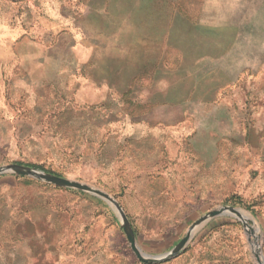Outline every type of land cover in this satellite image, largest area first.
<instances>
[{"label":"rangeland","instance_id":"1","mask_svg":"<svg viewBox=\"0 0 264 264\" xmlns=\"http://www.w3.org/2000/svg\"><path fill=\"white\" fill-rule=\"evenodd\" d=\"M8 164L106 193L148 256L239 215L148 263L104 198L3 172L0 264H259L264 0H0Z\"/></svg>","mask_w":264,"mask_h":264},{"label":"water","instance_id":"2","mask_svg":"<svg viewBox=\"0 0 264 264\" xmlns=\"http://www.w3.org/2000/svg\"><path fill=\"white\" fill-rule=\"evenodd\" d=\"M3 172L31 176V177L43 180L45 182H48V183H51L57 186L76 188V189L87 191L94 195L104 198L108 202V204L112 207V209L121 217L122 222H123V230H124L126 239L129 243L131 250L134 252V254L137 256L139 260L148 262V263L165 260L179 253L185 247V245L191 238L197 226L201 225L207 219L218 216V215H222V214L239 215L238 209L233 206H223L217 209H212L206 212L204 215L200 216L198 219H196L191 224L186 234L180 239V241L170 251L160 254V255L148 256V255H145L144 253H141L140 250L137 248L136 241H135V235L128 223L126 216L124 215L119 205L116 202H114L113 199L106 193L98 189H95L87 184L80 183L78 181H73V180L63 178L57 175L48 174V173L33 169L29 166H25V165H20V164L4 165L0 167V173H3ZM246 226L248 225L246 224ZM258 253L259 255H256V259L258 263L264 264V258L261 256L259 251ZM259 256L261 258H259Z\"/></svg>","mask_w":264,"mask_h":264},{"label":"bare ground","instance_id":"3","mask_svg":"<svg viewBox=\"0 0 264 264\" xmlns=\"http://www.w3.org/2000/svg\"><path fill=\"white\" fill-rule=\"evenodd\" d=\"M241 211V210H240ZM242 214H243V217H249V215L248 214H246L245 212H241ZM259 258H260V256H259Z\"/></svg>","mask_w":264,"mask_h":264}]
</instances>
